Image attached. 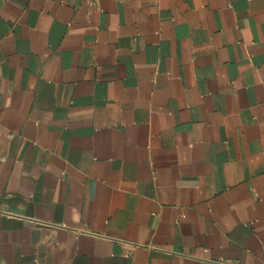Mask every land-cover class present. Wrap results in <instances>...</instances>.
I'll return each mask as SVG.
<instances>
[{
    "label": "crops",
    "instance_id": "crops-1",
    "mask_svg": "<svg viewBox=\"0 0 264 264\" xmlns=\"http://www.w3.org/2000/svg\"><path fill=\"white\" fill-rule=\"evenodd\" d=\"M0 264H264V0H0Z\"/></svg>",
    "mask_w": 264,
    "mask_h": 264
}]
</instances>
